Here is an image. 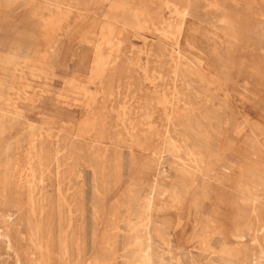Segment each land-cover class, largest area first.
I'll return each mask as SVG.
<instances>
[{"label": "rangeland", "instance_id": "obj_1", "mask_svg": "<svg viewBox=\"0 0 264 264\" xmlns=\"http://www.w3.org/2000/svg\"><path fill=\"white\" fill-rule=\"evenodd\" d=\"M172 1L0 0L6 264H258L233 233L264 240V0H174L181 38Z\"/></svg>", "mask_w": 264, "mask_h": 264}, {"label": "bare ground", "instance_id": "obj_2", "mask_svg": "<svg viewBox=\"0 0 264 264\" xmlns=\"http://www.w3.org/2000/svg\"><path fill=\"white\" fill-rule=\"evenodd\" d=\"M169 1V0H167ZM174 1V0H173ZM170 2L169 5L168 4H165V6H169V8H172L175 13L180 17V21L178 23L177 26H175V29H176V33L178 35L179 38L182 37L183 33H184V29H185V17L187 16L188 14V8L185 4H182V5H179L175 2ZM184 2V0H183ZM187 2V1H186ZM57 7H60L61 8V5L59 4H56ZM126 7V6H125ZM171 11V10H170ZM173 12V11H172ZM174 13V14H175ZM52 19V18H51ZM138 21V22H137ZM107 22V21H106ZM136 23L141 24V22L136 18ZM168 23V22H167ZM171 23V22H169ZM120 24V23H119ZM136 24V25H137ZM165 25V24H164ZM161 26V25H160ZM138 27V26H137ZM159 27V26H158ZM170 27V26H169ZM106 33L103 35L104 37V41L108 44L111 43V36H112V33H113V30L115 29L114 28V25L112 23H108V25H106ZM154 28V27H153ZM163 28V27H162ZM164 29V28H163ZM157 31V30H156ZM159 31V30H158ZM157 31V32H158ZM172 31V30H171ZM174 31V30H173ZM161 32V31H160ZM164 32H165V29H164ZM169 33V31H168ZM167 33V34H168ZM173 33V32H172ZM171 33V34H172ZM175 33V32H174ZM164 34V33H163ZM161 35V34H160ZM165 35V34H164ZM163 35V36H164ZM176 35V34H175ZM167 35H165L166 37ZM178 43V42H177ZM112 46V45H111ZM179 52V50H178ZM177 52V54H178ZM110 53V52H109ZM108 54V53H107ZM109 57V56H108ZM106 61H107V56L106 54H103L101 53L100 55H98V58L94 61V65H95V77L97 78L98 76L102 75V73L104 72L105 70V67H106ZM102 77V76H101ZM104 79V78H103ZM103 82V81H102ZM92 95V94H90ZM178 94L176 93L174 96H173V100L172 102H174L175 98H177ZM95 97V96H94ZM151 100V99H150ZM159 100V99H158ZM157 103V102H155ZM168 105V104H167ZM170 108V107H169ZM184 108L186 110L188 109H191V106L189 105V103H186ZM144 112H146V110H144ZM146 115V114H145ZM101 118V117H100ZM86 119V118H85ZM90 119V118H89ZM93 120V119H92ZM151 120V119H150ZM167 120V119H166ZM168 122V121H167ZM152 127V126H151ZM207 128V127H206ZM210 130V129H208ZM202 133V132H201ZM78 135V134H77ZM92 135V134H91ZM79 137V136H78ZM81 138V136H80ZM100 140V139H99ZM115 142V141H114ZM118 142V141H117ZM112 143V142H111ZM212 143V142H211ZM201 145V144H200ZM202 146V145H201ZM210 146V145H209ZM105 148V147H104ZM148 148V147H147ZM97 150V149H96ZM97 152V151H96ZM189 152V151H188ZM198 154V153H197ZM102 158V157H101ZM27 166V165H26ZM5 168V166H4ZM25 171V170H24ZM162 173V172H161ZM8 175V174H7ZM4 177V176H3ZM21 177V176H20ZM19 180V179H18ZM42 180V179H41ZM2 184V183H1ZM20 184V183H19ZM153 188V187H152ZM141 199V198H140ZM148 200V199H146ZM144 203V202H143ZM145 204V203H144ZM151 204V203H150ZM146 205V204H145ZM31 206V205H30ZM9 207V206H8ZM150 208V206H149ZM141 210V209H140ZM150 210V209H149ZM148 210V211H149ZM144 212V211H143ZM144 214V213H143ZM7 215V214H6ZM241 216V215H240ZM7 217V216H6ZM146 218V217H145ZM243 219L239 218L238 220V223L235 225L234 227V235L236 238H238L239 240H243L246 236H250L251 235V240H256L257 244L259 245V250L257 252V255L256 257L258 258V264H264V240L263 239H260L257 237L256 233H251V229L250 231L246 229V226H244V224L242 223ZM149 222V221H147ZM150 224V223H148ZM259 226V225H258ZM140 228V227H139ZM143 228V227H142ZM141 228V229H142ZM146 228V227H145ZM140 230V229H139ZM148 230V229H146ZM145 231V230H144ZM257 232V231H256ZM261 232V230H260ZM20 233V232H19ZM113 233V232H112ZM111 233V234H112ZM142 233V232H141ZM138 235V234H137ZM148 235V234H147ZM21 236V235H20ZM114 236V234H113ZM144 236V235H143ZM30 239L31 240H36L37 243H41L42 246L46 247L49 249V246L51 245V239L49 238H46L44 236H40L39 234L37 233H32L30 235ZM111 237V236H110ZM28 238V237H27ZM132 238V237H131ZM150 238V237H149ZM148 238V239H149ZM166 238V237H165ZM14 239V238H13ZM29 239V238H28ZM146 240V239H145ZM151 241V240H150ZM29 242V241H28ZM31 242V241H30ZM135 242V241H134ZM149 242V241H148ZM160 242V241H159ZM11 239L10 237L5 234L3 232L2 229H0V264H6L7 263V256H8V247L9 245L11 244ZM108 243V242H107ZM115 243V242H114ZM161 243V242H160ZM163 243L167 246V249L168 251L170 252L171 249H170V243L171 242H168L166 240L163 241ZM110 244V243H109ZM108 244V245H109ZM116 244V243H115ZM163 245V244H162ZM153 246V245H152ZM151 246V243L149 242V244L141 249H135V250H131L130 251V254L134 257V258H138V263L137 264H152V253L151 251L153 250ZM15 247V246H14ZM23 247V246H22ZM111 247V246H109ZM247 247V246H246ZM33 248V246H32ZM40 248V247H39ZM108 248V247H107ZM228 247H225V246H219V252H218V255L223 258V261L220 262V263H217V264H231L232 261L234 260H239L238 258V254L239 253H242V250H236V251H233L230 253V251L227 250ZM106 249V248H104ZM113 249V248H112ZM108 250V249H107ZM111 250V249H110ZM109 250V251H110ZM19 251V250H18ZM102 251V250H101ZM25 252V251H24ZM154 252V251H153ZM13 253V252H12ZM16 253V252H15ZM14 253V254H15ZM42 253V252H41ZM113 253V251H112ZM110 252V254H112ZM161 253V252H160ZM134 254V255H133ZM159 254V253H158ZM114 255V254H113ZM121 255V254H120ZM17 256V255H16ZM29 256V255H28ZM41 256V255H40ZM100 256V255H99ZM159 256V255H158ZM30 257V256H29ZM108 257V256H107ZM40 258V257H39ZM102 258V257H101ZM158 259V258H157ZM255 259V258H254ZM21 260V259H20ZM27 260V259H26ZM29 261V259H28ZM34 261V260H33ZM108 261V260H107ZM106 261V262H107ZM110 261V260H109ZM132 259H129V262L127 264H132ZM32 262V261H31ZM35 262V261H34ZM87 263V262H86ZM101 263V262H100ZM117 263V262H116ZM160 263V262H159ZM113 264V263H112ZM170 264V263H169Z\"/></svg>", "mask_w": 264, "mask_h": 264}]
</instances>
